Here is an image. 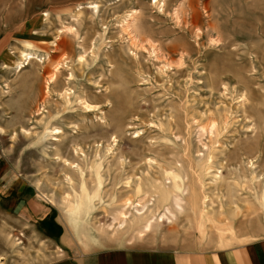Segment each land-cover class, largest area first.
<instances>
[{
    "label": "rangeland",
    "instance_id": "rangeland-1",
    "mask_svg": "<svg viewBox=\"0 0 264 264\" xmlns=\"http://www.w3.org/2000/svg\"><path fill=\"white\" fill-rule=\"evenodd\" d=\"M263 239L264 0H0V264Z\"/></svg>",
    "mask_w": 264,
    "mask_h": 264
},
{
    "label": "crops",
    "instance_id": "crops-1",
    "mask_svg": "<svg viewBox=\"0 0 264 264\" xmlns=\"http://www.w3.org/2000/svg\"><path fill=\"white\" fill-rule=\"evenodd\" d=\"M233 250L212 254L155 250L89 251L82 255L80 261L74 258L58 264H264V239Z\"/></svg>",
    "mask_w": 264,
    "mask_h": 264
},
{
    "label": "bare ground",
    "instance_id": "bare-ground-1",
    "mask_svg": "<svg viewBox=\"0 0 264 264\" xmlns=\"http://www.w3.org/2000/svg\"><path fill=\"white\" fill-rule=\"evenodd\" d=\"M160 3V2H159ZM135 14H130V15H128V19L125 21L126 23V25H128V27L131 25V21H134L135 19V16H134ZM26 57H28L27 59H29V60H31L33 57L30 55V54H28V55H25ZM53 78L54 77H52L50 80H53Z\"/></svg>",
    "mask_w": 264,
    "mask_h": 264
}]
</instances>
